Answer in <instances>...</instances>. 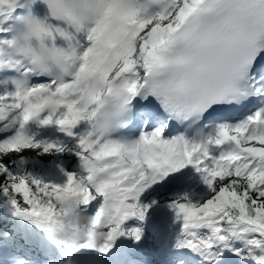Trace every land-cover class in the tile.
Returning <instances> with one entry per match:
<instances>
[{"label": "snow or ice", "instance_id": "1", "mask_svg": "<svg viewBox=\"0 0 264 264\" xmlns=\"http://www.w3.org/2000/svg\"><path fill=\"white\" fill-rule=\"evenodd\" d=\"M0 264H264V0H0Z\"/></svg>", "mask_w": 264, "mask_h": 264}]
</instances>
